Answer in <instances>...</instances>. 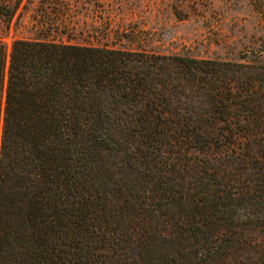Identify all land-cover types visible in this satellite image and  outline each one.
<instances>
[{
    "label": "trees",
    "instance_id": "1",
    "mask_svg": "<svg viewBox=\"0 0 264 264\" xmlns=\"http://www.w3.org/2000/svg\"><path fill=\"white\" fill-rule=\"evenodd\" d=\"M254 230L264 66L0 39V264L196 263Z\"/></svg>",
    "mask_w": 264,
    "mask_h": 264
},
{
    "label": "rangeland",
    "instance_id": "2",
    "mask_svg": "<svg viewBox=\"0 0 264 264\" xmlns=\"http://www.w3.org/2000/svg\"><path fill=\"white\" fill-rule=\"evenodd\" d=\"M75 38L158 55L264 66V0H0V39ZM225 241L211 260L264 264V231Z\"/></svg>",
    "mask_w": 264,
    "mask_h": 264
}]
</instances>
